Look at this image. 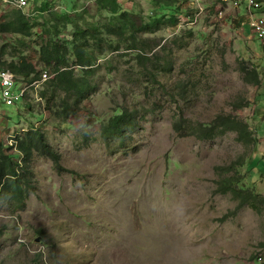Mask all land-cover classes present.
<instances>
[{
  "label": "rangeland",
  "instance_id": "1",
  "mask_svg": "<svg viewBox=\"0 0 264 264\" xmlns=\"http://www.w3.org/2000/svg\"><path fill=\"white\" fill-rule=\"evenodd\" d=\"M29 3L32 35H0L5 60L27 57L41 71L44 47L83 45L92 66L77 108L75 96L53 94V78L43 101L32 92L0 107V149L22 162L14 140L39 128L65 168L37 153L24 208L0 195V264H264V47L239 32L238 12L220 0ZM182 15L191 21L179 26ZM242 68H255L261 85ZM124 110L134 122L124 141L104 135ZM220 114L246 122L254 142L198 138L197 125ZM232 178L257 201L237 208L240 192H217Z\"/></svg>",
  "mask_w": 264,
  "mask_h": 264
},
{
  "label": "trees",
  "instance_id": "2",
  "mask_svg": "<svg viewBox=\"0 0 264 264\" xmlns=\"http://www.w3.org/2000/svg\"><path fill=\"white\" fill-rule=\"evenodd\" d=\"M113 3H117V0H111ZM159 7H169L179 3V0H153ZM166 15V13L164 14ZM176 22V21H175ZM33 25L29 20L28 14L23 11H15L9 15L6 22L0 26V35L14 34L18 36L29 37L32 35ZM117 33V31L115 32ZM84 44L88 42L84 38ZM71 50L72 55L77 62L76 65L81 67V70L76 69L82 73L80 78L75 75V70L68 65V54ZM6 53V47L2 50V66L4 68L12 70L17 74L21 81L27 83H33L36 80L42 79L43 71L50 70L51 66L57 67V73L51 80L50 86L53 89L54 95L64 93L66 95L75 96L74 107H79L82 98L86 95L87 79L85 74L90 73V67L92 61L89 59L85 52V46H72V48H65L63 51L58 47H44L41 51V58L46 63V67H43L41 71L39 68L30 61L27 57H15V60L8 62L4 58ZM70 57H68L69 59ZM254 70H248L242 68V72L245 73V81L253 85H261V78L259 72ZM49 82V81H48ZM47 84V82L45 83ZM45 85L40 90V95L44 97L48 94L45 91ZM20 105V104H19ZM63 107L64 111H72L73 106L65 102ZM8 106V105H6ZM181 123L175 121L174 128L176 131L181 130ZM134 128L133 117L124 110L114 115L110 123L104 127V135L107 137H115L119 141H124V134L128 130ZM196 135L200 139H210L215 136L224 135L227 132H234L236 134V140L245 146L251 145L254 141L252 138V132L246 122L240 119L237 115L232 114H220L217 115L214 121L210 124L199 123L195 130ZM25 136V137H24ZM24 136H18L14 140V146L19 150V153L23 156L22 162L14 161L12 155L5 151V148L1 146L0 149V195L11 197L13 201L19 202L17 206L19 209L24 208L25 200L30 193V189L26 185L27 172L29 173L30 163L34 156L38 153L43 157L49 158L59 171H64L62 166V154L51 146L45 131L39 128H31L25 131ZM253 161V160H252ZM254 167V166H253ZM221 173L226 170L225 167H218ZM217 192L227 193L231 192L233 195L242 194L239 198L237 208L245 203L252 204L257 201L258 194L250 190L247 185L235 178L222 180L218 184ZM36 264H40L37 262Z\"/></svg>",
  "mask_w": 264,
  "mask_h": 264
},
{
  "label": "built area",
  "instance_id": "3",
  "mask_svg": "<svg viewBox=\"0 0 264 264\" xmlns=\"http://www.w3.org/2000/svg\"><path fill=\"white\" fill-rule=\"evenodd\" d=\"M197 4H203L205 0H195ZM224 3L232 5L235 12H238L236 17L239 18L241 4L247 5V16L238 25L239 32L246 30L251 33L259 45L264 47V16L261 15L264 10V0H220ZM30 7L29 0H0V26L4 24L9 15L15 11L25 12ZM203 11V8H200ZM221 17V15H220ZM191 21L189 18L182 15L178 22L179 26ZM241 20V19H240ZM179 26L177 31H179ZM3 58L0 49V107L3 105L18 106L27 101L32 92L36 93L38 100L43 101L40 95V89L46 82L54 77L50 70L43 71L42 79L36 80L33 83H27L20 80L19 76L12 70L2 66Z\"/></svg>",
  "mask_w": 264,
  "mask_h": 264
},
{
  "label": "crops",
  "instance_id": "4",
  "mask_svg": "<svg viewBox=\"0 0 264 264\" xmlns=\"http://www.w3.org/2000/svg\"><path fill=\"white\" fill-rule=\"evenodd\" d=\"M232 6V5H231ZM242 10L240 9V11H239V20L241 19V21L242 20H244V18L247 16V14L246 15H244V13L245 12H241ZM261 15L262 16H264V10L262 11V13H261ZM248 31V29L246 30V32ZM249 32V31H248ZM249 35H250V37H251V33L249 32Z\"/></svg>",
  "mask_w": 264,
  "mask_h": 264
},
{
  "label": "water",
  "instance_id": "5",
  "mask_svg": "<svg viewBox=\"0 0 264 264\" xmlns=\"http://www.w3.org/2000/svg\"><path fill=\"white\" fill-rule=\"evenodd\" d=\"M37 241H40V238H38Z\"/></svg>",
  "mask_w": 264,
  "mask_h": 264
}]
</instances>
